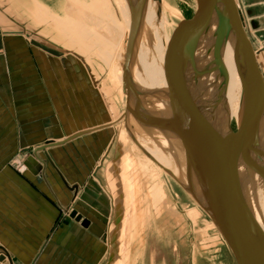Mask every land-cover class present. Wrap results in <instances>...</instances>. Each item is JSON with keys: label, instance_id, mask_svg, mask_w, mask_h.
<instances>
[{"label": "rangeland", "instance_id": "374dc122", "mask_svg": "<svg viewBox=\"0 0 264 264\" xmlns=\"http://www.w3.org/2000/svg\"><path fill=\"white\" fill-rule=\"evenodd\" d=\"M163 1L171 12L169 19L179 16L190 19L196 10L195 0ZM238 1L235 0L248 36L249 29L244 27L248 26V22ZM29 3L28 9H24L21 15L23 34L33 40V43L24 40V51L31 55V60L24 63V69L28 72L36 70L37 75L35 73V76L24 77L26 87H34L36 82H31L34 79L38 81L37 85L46 87V81L43 80L41 69L35 59L37 53L47 60L46 73L50 78V84L53 77L49 76V73H52L54 68H63L69 72L70 87L77 82L88 89L89 108L86 117H81L85 119L84 123L74 122L67 125L66 129L64 128L66 125L57 123L55 119L49 120L47 124L54 125L57 131L55 135L63 137L69 136L71 132L68 130L79 127L78 125L85 126V129L82 128L84 130L105 125L101 129L92 130L94 133L82 136L50 152L54 161L57 158L59 163L65 166L74 182L84 185L98 163L100 164L98 175L102 169L105 171V167L110 165L109 160L118 141L116 133L121 125L118 121L125 107L122 63L129 21L121 0H29ZM261 67L264 80V66ZM78 75L81 80L85 78V84L74 78ZM148 82L154 90L165 86L151 73ZM175 84L176 82H171V87H175ZM91 88L94 95L90 91ZM153 100L155 113L159 118L162 115V105L159 104L157 97L154 96ZM229 127L232 130L236 129L232 122ZM133 145L135 143L130 138L126 139L125 144L121 143L123 156L119 166L118 182L124 197V213L118 234V253L113 264H236L214 224L161 167L154 164L157 169L156 175L152 169V176L155 179L159 178V190L156 194L151 190L152 184L142 168L141 171L136 169L134 172L135 169L130 166L131 160L136 159L132 150ZM31 148L29 146L18 147L14 151L8 150L6 156H0V162L22 174L26 169V163L29 162L27 152ZM41 160L42 162L37 161L44 167L47 161L45 157ZM105 188L108 192L107 187ZM111 189L114 191V185ZM77 195L78 190L75 195L72 193V203ZM60 218L67 219V213L60 212ZM110 221L111 217L108 224ZM108 232L107 225L106 242ZM102 260L105 264L107 256ZM3 262L4 258L1 263Z\"/></svg>", "mask_w": 264, "mask_h": 264}, {"label": "water", "instance_id": "95a60500", "mask_svg": "<svg viewBox=\"0 0 264 264\" xmlns=\"http://www.w3.org/2000/svg\"><path fill=\"white\" fill-rule=\"evenodd\" d=\"M144 2L145 0L129 2L130 23L122 63L124 121L129 117L132 103V62ZM195 2L193 16L190 19L184 18L183 21L182 92L173 110L174 113L181 112L180 120L173 121L176 138L182 145L179 167L184 169V177H177L169 171L164 172L204 211L236 264H264L262 222L248 200L247 181L240 176V170L243 169L244 173L255 175L264 182V80L235 0ZM225 46L231 51L241 80L239 121L234 130L218 121L224 102L221 74ZM205 79H210L208 85L205 84ZM193 120L196 137L193 143L188 144L183 136L184 129ZM124 124L128 137L137 145L126 122ZM102 127L79 131L57 142L49 141L36 147L33 152H43L47 163L57 173L65 188L76 192L77 185L66 182L46 150ZM122 156L123 149L117 141L109 160L110 165H106L104 171L107 187H110L108 194L112 212L108 224V253L105 264H113L118 253V234L124 213V197L118 182ZM113 185L114 191L111 189ZM69 209L64 208V212H69L70 218L82 225L87 224L75 209ZM4 257L8 264H12L8 253L0 247V261Z\"/></svg>", "mask_w": 264, "mask_h": 264}, {"label": "crops", "instance_id": "0c3cea01", "mask_svg": "<svg viewBox=\"0 0 264 264\" xmlns=\"http://www.w3.org/2000/svg\"><path fill=\"white\" fill-rule=\"evenodd\" d=\"M238 3L246 15L248 26L244 27L249 29L247 34L260 69L264 66V0H239ZM29 5V0H0V156L18 147H32L27 152L29 162L22 174L0 162V247L8 253L12 264H103L102 259L108 253L106 227L112 214L104 169L98 175V163L84 185L74 182L65 166L57 158L54 161L50 153L66 143L47 149L66 182L78 185V195L72 203V193L53 168L48 163L41 167L33 155L36 147L66 137L55 135L57 131L54 125L47 124L49 120L66 125L65 129L74 122L84 123L81 117H86L89 106L87 87L77 82L70 87L67 70L54 68L49 73L53 77L49 83L47 60L37 53L35 59L46 87L37 85L36 79L31 81L36 82L34 87H26L24 77L37 75L36 70L24 69V63L31 60L30 53L24 51V40L29 43L33 40L23 34L21 15ZM74 78L81 80L80 75ZM81 81L86 83L85 78ZM90 91L93 93L92 88ZM92 120L94 123L95 119ZM78 126L68 130L70 135L85 129L83 125ZM37 154L44 158L43 153ZM138 155L142 161L149 162L148 168L142 171L156 194L159 178L152 176V169L157 174L156 163L142 153ZM66 207L75 209L87 224L75 221L68 213V218L61 220L60 212Z\"/></svg>", "mask_w": 264, "mask_h": 264}, {"label": "bare ground", "instance_id": "6f19581e", "mask_svg": "<svg viewBox=\"0 0 264 264\" xmlns=\"http://www.w3.org/2000/svg\"><path fill=\"white\" fill-rule=\"evenodd\" d=\"M130 1L121 0L129 23ZM170 14L163 0H145L132 62V103L128 119L124 121L123 114L119 118L118 122H121V125L116 136L118 141L125 144L126 139L129 138L124 124L126 122L129 132H132L137 142V145L132 146L136 159L130 162V166L135 169L134 172L136 169H146L149 166V162L142 161L138 155L142 153L165 172L169 171L182 178L184 169L179 167L182 160V145L176 138L173 121L180 120L181 112L174 113L173 110L182 92L181 36L185 22L181 16L169 19ZM150 73L165 85L159 87V91L150 87L148 82ZM205 80V84L208 85L210 79ZM174 81L176 82L175 87H171V82L175 83ZM221 84L224 102L218 121L227 126L232 122L237 127L241 102V80L237 64L234 63L228 46L224 47L222 54ZM154 96L162 105V115L159 118L155 113L156 108L154 109ZM183 136L186 137L188 144L194 142L196 137L194 120L190 121L184 129ZM262 140H264V134H262ZM34 155L38 161L42 162L36 153ZM240 176L242 180L247 181L248 200L262 222L264 233V182L255 175L244 173L243 169L240 170ZM76 192H72L73 195ZM4 259L7 261L5 257ZM2 261L3 259L0 263Z\"/></svg>", "mask_w": 264, "mask_h": 264}]
</instances>
